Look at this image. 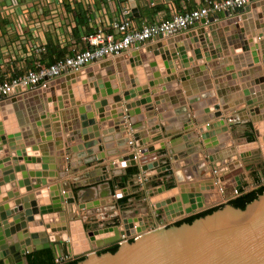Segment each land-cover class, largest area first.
<instances>
[{"label": "crops", "instance_id": "crops-1", "mask_svg": "<svg viewBox=\"0 0 264 264\" xmlns=\"http://www.w3.org/2000/svg\"><path fill=\"white\" fill-rule=\"evenodd\" d=\"M102 1L106 4L105 6L107 7V9L109 7V24L111 23L112 18L119 14V9L123 6L122 2H127V0H120V4H119L118 3L119 0H102ZM166 1L167 0H144L142 3L143 4L142 13L138 12V17L135 18L136 24L140 27L144 23H153V22L167 20L171 16V14L177 9L178 6L183 7L185 4L188 5L189 10L204 5V0H192V1L175 0L174 2H170V3H166ZM262 3L263 4H261V6L257 8L258 11H255L254 9H253L254 11L252 10L254 12L252 15L253 17L251 16L250 13L251 11L245 12L244 14H240L239 16H226L224 15V13H215L211 16H216L218 20L215 21V23L213 22L211 26L200 24L197 28L189 29L183 32L184 34L181 33L179 35L180 38L186 36L187 41L180 39L181 41L177 40L179 42L176 41L175 43L174 42L170 43L169 39H173L175 37H171V38L165 37L163 39L157 37L153 40L146 42L144 46L141 47L140 49L134 47L131 50L127 51L125 54L121 55L120 57L106 61V66L100 70V73L104 72L102 70H106L110 72V74L112 75L114 74L117 76L113 80L109 81L111 88L114 90V94L109 95L106 98L101 97L97 99V101L92 100L91 102H84L85 97L87 98L88 96H91V94L92 95L94 94L93 88L87 87V90L85 89L84 91L81 90L79 92V94L83 97H81V103L78 105L74 103L71 98L65 99V96L66 95L68 96V94H64V93L65 90H67L66 88L69 82L65 81L64 79L57 80L56 81L57 83L54 86L51 85L47 90L36 93V95L30 97L31 99L28 98L30 100L29 103H31L32 105L34 104V102L39 103V101H42L43 99V102H45V106L47 107L48 102L45 101L44 98L48 100L49 94H51V99L56 105H58V103L61 102L60 99H62L67 104V106L64 109H58L56 107L50 109V115L47 117V119L51 120V123H53L52 124L53 126L51 125L50 128V130L53 133L52 135L53 137L51 141L40 142L39 137L42 136H38V133L35 131V127H33V123H29L28 128L30 132L27 131L28 133L25 132V134L26 133L29 134L28 139L30 141L27 142L26 138L22 136V141L19 143L20 146L21 143H23L24 147L23 148L21 147L19 149L16 148L13 150L12 148H9L10 144L13 142L14 144H17L18 142H16V140L14 139L13 141H11L8 137L15 135L17 132L22 133V130L18 125H16L15 123L16 120L15 122H13L15 125L10 126V127L13 126V128H11L10 130H9V125H7V123L3 120V123L5 124V132H3L2 136L6 137L7 143L2 147L6 146L9 152L8 155H6V158H12L13 160L16 156V155L14 156V154L19 150L24 151V149H26L27 151V149H29L28 144L30 142L33 143L31 144V146L35 145L38 148L46 144L47 149L50 148L49 144L50 143L52 144L53 148L52 149L50 148L51 150L49 149V151L53 152L54 154L53 158L54 160L56 159L55 163L57 165V172L62 173V178H57L56 182L53 184L60 185L61 189L66 190L67 192H72L73 196L76 199V203L74 205L71 204L68 205L65 203V210H67V213L70 214L69 211L72 212V215L71 214L69 215L72 217L67 216L68 221L79 219L76 218V216L79 215L81 211H84V209L80 208V205H82L85 202L97 203V205L92 207L91 209L92 211H98L101 209H109V210L116 209V204H117V206L119 207L118 209L119 213H121V211L124 209L122 213L124 214L123 215L124 219H126L127 221H130L132 219L136 221H140V219H145V217L147 218L149 214L146 213L145 209L143 210L137 209L136 208L137 205L134 200V199H140V192L144 191V187L142 185L141 186L138 185L137 176L135 174H133L132 176H127L129 170L133 168L132 165L128 164L129 162L132 161L131 160L129 162L127 161L128 163L126 166L118 165V163H120L119 160L121 158H124L128 155L130 156L131 151L129 147V140L134 139L137 145L141 144V142L146 139L151 140L150 143L143 145V147L146 149L152 148L151 154L149 153L148 156H145L144 158L141 159L143 161L144 167L148 168L150 166V168H148L149 169L148 172L146 173V175H148L149 181L155 179V177L162 174L167 181L175 183V186L169 188L168 190L175 187L179 188V185H177L179 182L177 180L178 177H181L180 180L181 182H186L188 185L194 184L196 177H200V173L194 172L192 168L193 167L195 168V166L198 165L196 162H193L195 158V156L193 155L194 150L202 147V145L198 144L199 135H201L200 132L201 126H203V124L207 122L210 123L215 122L211 120L212 119L211 117L214 114H217L219 111L222 113L223 118H224L223 114L228 113L230 120L229 122H233V124L245 123L248 120H246V117L244 118L245 116L244 114H246L244 112L247 111L242 109H247L251 107L250 110L252 111L255 107L257 106L259 107V103L264 101V66H263L264 37L263 39L261 38L259 41V45L261 49L259 47L257 48L258 52L255 51L256 52L255 54L257 55L258 58H260V63L262 64L260 63L257 64L253 62L252 66H250L248 65V63L249 62L251 63V61L254 60L253 56L252 57L249 56V58L246 56L243 58L238 57L237 59L235 58L236 60L234 58L233 59L231 58L233 55L230 52L231 50L229 46L230 44L227 45L229 41L226 34L227 31H225V28L231 29L233 27L236 29L237 27L238 28L237 31L239 32V34L241 35L244 34L239 30V28L245 30L247 34L248 32L246 27H249L251 25L250 21L255 19L257 20V24L250 26L249 28H250V32L253 35H258L261 32V30L259 29L258 21L260 23L261 14H263L264 16V9L262 8L264 7V1ZM226 21H228V25L225 26L223 25V23ZM236 21L239 23H236ZM242 23H246L247 26L246 27L244 26L245 27L244 28L242 26L243 25ZM261 24L264 23H260V25ZM252 28L255 29V33ZM190 33L194 34V37L196 38L197 41L199 40V43L202 42L201 39L199 38L208 40L207 36L209 38V41L211 42H213L214 39H216V41L218 40L217 42H219V40L223 41L222 43L224 44L223 46L224 51L217 53V55L220 54L219 58L213 60L216 61L215 63H217V65H213L209 67V62L205 63V65H208L205 71L209 73L210 79L213 80V82L215 83V84L213 83L212 87L210 83L207 84L205 83L206 75L203 76V74H205V71L199 69L200 66L196 63V61H193L190 55L187 58L188 60L187 67H184V64L182 65L180 61H175L173 63L171 62L172 71L174 72L172 74H168L165 65L163 63V60L161 59V55L165 54V52L166 53L169 52L171 55L174 54L177 55L179 49H185L186 51L187 43L189 42V45L193 44L191 38L194 39V37L192 35H190V37H187ZM203 35H205L204 38L202 37ZM246 36L248 37V35ZM225 40H227V42H225ZM251 44H250L251 48L248 51L250 53H252L253 51L252 49H254L253 46L254 43L253 45ZM156 51L160 52V55H155ZM241 52L242 49L240 50V54ZM203 53L206 54L207 57V55L211 53V51L203 52ZM133 54H137L138 56L137 58L141 59L142 62L144 63L137 67L138 73L134 76H131L132 75L131 72L133 70V63H132L134 59ZM234 56H237V54H235ZM223 57L224 58L230 57V59H228V63H226V66L222 65L221 62L219 61ZM217 61H219L220 64ZM150 62L153 65H156L157 72L159 73L158 78H155L153 76V73L152 74L146 73L144 66H146V64ZM228 67L234 68V71L227 75L226 73H224L225 72L224 70H226ZM256 68H259V71L257 73L256 72L253 73V71L256 70ZM97 69L99 70L100 66H98ZM187 70H190L192 72L189 74H185ZM220 71H222V73H220ZM240 71L245 74L247 73L244 79L237 75V73H239ZM211 72L212 73L216 72L217 74H219L218 76L221 75L220 77L222 78H224L227 75L228 80L225 79V82L224 81L218 82L219 77L217 76V81H216V78L213 76ZM95 73L93 75H95ZM251 73L254 74V77L251 75ZM184 74L186 75L185 80H184ZM121 75L125 80L123 81L121 80L120 78ZM171 75L174 76L175 78L177 77L176 80H173L175 81L174 84L171 81L170 82L167 81V79ZM232 75L234 77H232ZM97 76L98 75H96V77ZM87 77L88 75L84 78L87 79ZM181 77L183 78L182 79L183 81H181ZM204 77H205V81L203 83L202 78ZM136 79L137 80L146 79L147 83L143 86L137 84V86L134 87L133 83L134 80ZM156 80H158L159 84L150 86V82L151 81L156 82ZM191 80H193V85L190 84L191 85V87L189 88L190 91H186L185 89L186 84L188 82H191ZM255 81L258 82V84H254ZM79 83L77 84L78 86L80 85ZM123 85H126L125 89L123 88ZM202 85H204L203 89H202ZM205 86L211 87V89L207 88L206 90H204ZM192 87L195 88L198 87V89L193 90ZM140 88L146 89L147 93H149L148 96L151 102L142 104L141 106L137 107V109L135 110H138L139 113L136 114L134 117H129L128 112L125 110L124 107L123 116L119 117L120 114L119 111L123 109V107L120 106L122 104L125 105L127 103L124 100L125 98L124 94L127 93L129 95L128 96L129 102L140 101L141 97L137 95V90ZM200 89L201 91H199ZM187 92L190 93L193 92V93L187 96ZM218 93H222L223 94L222 97H220ZM248 93H255V94L260 93L259 103H256L257 105L252 103V106H254V108H252V106H250L247 101V103L245 104H238L233 106L229 105L231 106L230 108H232L233 111L223 109V106L227 105V103L230 104L236 101L241 103V101H243L241 98L242 97L246 98ZM17 94H16L17 96L22 98L23 102H26L28 100L25 98V94H26L25 92H20ZM194 94L200 97L197 98ZM206 95L207 98L204 99ZM116 96H120L122 101L120 103L109 104L105 111L107 114H109V119H107L105 122H101L98 113V108L95 107V104L105 99L110 100ZM188 100L195 101V103H193L192 105L194 106L197 105L198 111L193 112L190 106L191 103H189ZM251 100L253 99H251L250 97V101ZM88 105L93 106L92 107L93 109L92 111L88 112L86 117H88V119H95L97 121L101 134L104 130H108V129L110 130L111 128H115V131L101 135L99 139H96L97 144L91 147L90 149H88L87 147L80 149L78 148V146L82 145V141L71 142L72 140H68L69 138L68 136L71 135L70 133L75 131L70 130L71 127L70 126L66 127L65 124H69L70 122H73V119L74 120L77 119L79 121L80 113L77 114L75 112L74 115L72 111L73 110L78 111L80 107H85ZM146 106H149L150 109L147 110ZM216 106H218L219 109H215L217 108ZM191 113L192 114L195 113L197 117L195 115H191ZM238 115H241L243 117L238 118ZM67 120L68 122H66ZM194 120L196 124L194 123ZM55 121L60 123L59 131H57V133H55V131L52 128L56 123ZM116 122H118L117 125ZM132 126L134 127V129L132 128ZM203 127H205V125ZM221 127H223V125ZM38 129L40 130L41 127L39 126ZM66 129H68V131H66ZM229 135H233V134H231L230 132ZM136 136L140 137L139 141L135 139ZM158 136H160V138L154 141V138ZM225 137L227 136H225V134H222L220 132L219 135L218 134L213 135L212 138H214V140L215 139L217 140L216 144L219 146V144L222 141L224 142ZM57 142H60V144L58 145ZM216 147L217 146L213 147V150L216 152H213L209 157V160L213 162V164H215L214 159H216L219 155L226 154V152L224 151L221 153V151L216 149ZM72 148H78L77 152H73L71 150ZM89 150L91 151L89 152ZM197 153L199 154L200 152H198L197 150L196 155ZM234 154H236V151H234ZM102 156L104 157L101 158ZM24 158L26 159V156H24ZM3 160H5V158H3L1 161ZM113 162L116 163L117 166L111 168L110 165ZM217 162L222 163L223 161L217 160ZM25 164L26 161H24V163L22 162V164L20 165L24 166ZM228 165L227 167L229 168L230 165L229 166ZM12 166L18 167V164L15 165L12 164ZM105 167L108 168L107 171H105L104 169ZM207 167L208 170L211 171V169L209 168L210 166ZM222 167L224 169L226 166L221 165V168ZM2 168L3 166L0 164V173H2ZM219 168L217 172H219ZM220 173L221 172H219L218 174L220 175L221 178ZM113 177L115 179L120 178L121 180L127 177L124 183L125 186L121 185L122 181L120 182V185L117 186L116 183L114 182L115 180H113ZM190 177L192 178L190 179ZM3 178L4 177L0 178V180H3ZM223 184L224 183L220 182L218 184L215 183L214 185H216V187H220V189L222 188V192H223L224 190ZM5 186L2 185V187H0L1 188L0 190L3 192L0 193V205L6 203L3 201V197L6 194ZM158 188H151L148 191L149 192L154 190L156 191L157 189L156 192H158L159 191ZM118 193L119 194L123 193V195L119 196ZM197 194L201 196L205 194L206 199L208 198L209 200H213V201L219 200L221 195H223L220 192V190L213 192L208 191L204 194L199 192ZM20 198L18 197L13 198L11 200H8L7 203L11 204L12 206H16L21 202ZM123 199H127L126 202L127 204L120 203V201H122ZM146 200H149L147 203H149L148 205L149 207H151L150 210L154 213L156 209H155V205L150 201L151 196L147 195ZM143 201H145V199ZM119 203L120 205H124V207H121ZM125 208L126 209L133 208L134 210L126 211ZM131 214L134 215L131 216ZM54 247H55V252H57L59 256L64 252L65 253L69 252L72 253L73 255V248L71 247L70 242L63 241L62 244L55 245ZM26 254L28 256V254L30 253H26ZM23 264H34V263L33 261L30 263L28 261H25Z\"/></svg>", "mask_w": 264, "mask_h": 264}, {"label": "water", "instance_id": "water-1", "mask_svg": "<svg viewBox=\"0 0 264 264\" xmlns=\"http://www.w3.org/2000/svg\"><path fill=\"white\" fill-rule=\"evenodd\" d=\"M140 1L141 0H128L129 5L132 8L135 17H138V12L141 13ZM174 1L175 0H167L166 3H170ZM248 7L251 8L252 6L249 5L244 7L243 9H240L239 15L242 14ZM212 23H213V19H211V23H209L208 26H211ZM200 24L206 25L204 22L196 23L195 25L191 26L189 29H194L196 28V26ZM160 38H163V36L161 35ZM247 48L248 46L246 47L243 45V50L246 53L248 51ZM159 54L160 52L158 51L155 52V55H159ZM133 57H134L132 61V63H134L133 67L140 66L143 64L142 60L137 58L138 57L137 54H133ZM248 65L252 66V62L251 63L249 62ZM203 69L206 70V67L203 66ZM187 73H189V71ZM90 77L89 79H91ZM154 77L158 78L159 73H155ZM171 79L176 80L177 77L176 78L172 77ZM171 79L168 78L167 81L170 82ZM182 79L183 78L181 77V81H183ZM64 80L72 81V85H75L73 86L74 90L69 89V95L68 96L66 95L65 99L71 98L74 103L80 104L81 103L80 99L83 96L79 94L76 88L77 87L76 74L66 76ZM56 81L57 80L53 81L51 85L54 86L57 83ZM146 82H147L146 79H142V80L136 79L134 80L133 84L134 87L137 86V84L143 86L146 84ZM155 84H159L158 80H156V82L153 81L150 82V86H153ZM110 87L111 85L109 81H104L103 79H99V81L94 84L93 87L94 94L92 96H88L87 98L85 97L84 102H91L92 100L97 101V99L101 97L106 98L109 95H113L114 91ZM84 90L85 89H82V91ZM146 93L147 91L145 88L138 89L137 95L141 97V100L137 102H131V101L129 102V97H128L129 95L125 93L124 100L127 103L125 105L120 104L121 105L120 107H123V109L119 111L120 113L119 117L123 116L124 107L125 110L128 112L129 117H134L136 114H138L139 111L135 109H137V107L141 106L142 104H146V100L144 99ZM218 94L220 97H222L223 95L222 93H218ZM34 95H36V92L30 94L29 97H32ZM49 98H50L49 102L52 103L53 101L51 99L50 94H49ZM10 101L11 100L0 102V111L2 112L3 115H7L12 112H15L17 116V120L19 122V126L20 127L25 126L21 111L19 109L20 106H22V102H18L16 100H13V102ZM60 101L61 102H59L58 105H55L54 107L58 109H64L67 106V104L62 99H60ZM121 101H122L121 97L116 96L110 100L105 99L95 104V107L98 108V113L101 122H105L107 119H109V118L105 119V117L103 116V113L106 111L108 105L114 103H120ZM5 102L10 104L5 106L4 104ZM190 103H192V101H190ZM252 103H256V99L248 101V104L250 106H252ZM92 107L93 106L91 105L80 107L79 108L80 122L78 121L79 125L82 126L83 128L82 130L83 133L86 135L84 138V143L87 144L85 146L89 149L93 147L94 144L91 142L89 144L88 139L94 141L95 139H99L102 134L104 135L112 132V130L108 129V130H104L103 131L104 133L102 132L101 134L97 122H95L94 119L92 120L86 117L88 112L92 111L93 109ZM216 107L217 108L215 109H219L218 106ZM146 108L147 110L150 109L149 106H146ZM211 118H212L211 120L215 121L214 125L211 128V131L212 129H216L217 127L221 126L224 123L222 120V113L220 111L217 114H214ZM229 123H228L229 126L233 125V123L232 124L231 122ZM117 124L118 122H116V125ZM41 125L44 127L43 129L48 131L49 128L46 125V122H43ZM92 126H96V127L92 129ZM2 127L3 125L0 124V130L2 129ZM132 128L134 129L133 126ZM254 128H256V125L254 126ZM94 130L95 132H93ZM87 131H89L91 137L87 136ZM211 131L206 133V131L200 130L201 135L198 141L199 145H202V143H206L207 146L210 147L212 145L213 146L217 145L216 144L217 140H214V138L212 137L215 133H219V132L213 130V132L211 133ZM42 133H43L42 136L44 135L45 137V133L44 132ZM255 134L256 136H259L257 130H255ZM2 135L3 134H0V161L9 153L6 146L2 147L7 143L5 136ZM15 138H18L16 142L18 141L20 142L21 136H19V133L15 134ZM15 138L13 137L14 140ZM159 138L160 136L154 138V141H156ZM13 139L11 141H13ZM48 139H50V136H48ZM135 139L139 141L140 137L136 136ZM150 142L151 140L146 139L142 141L140 145H145ZM71 150L73 152H77L78 149L72 148ZM151 150L152 148L151 149L147 148L144 154L148 156L149 153L151 154L152 152ZM90 151L91 150H89V152ZM24 152H27L28 153L27 156H30L29 150ZM103 157L104 156H102L101 158ZM130 158H133V156H126L124 158H121L119 160L120 162L119 165L126 166L127 164L124 163L127 161L129 162ZM19 160H22V158L20 159L15 158L14 163L18 164ZM35 162L38 161H35L33 159L29 160L28 161L29 167L36 168L34 167L35 165L33 164ZM114 164L115 163L113 162L110 165V167L114 168L115 167ZM130 165L133 166L135 165V163L132 161ZM8 166L10 167L9 170L6 169L7 166H4L2 168V173H0L1 174L0 178L4 177L3 180H0V187L6 184L7 185L6 188L8 191V193L5 194V196L3 197V201L6 203L0 205V234L4 233V235H0V241L3 242L2 245H0V263L1 260H5L8 263V259H6L7 258L6 256L8 253H11L13 251L19 250L20 253L22 254L25 252L31 253L35 248L36 250H41L50 247L51 244L59 245L63 243V241H65V240H59V241L53 240L51 236L52 232L50 233L51 230L49 226H47L46 229L44 225L42 224L37 225L35 221H32L31 219L29 220L27 219V217L30 218V216L32 215V212H30L28 209L30 206L34 205L35 202L34 201L28 202L26 197H23L22 201L19 203V205H22V209L25 210L24 215L21 214L25 219H23L22 221H16L15 226H10L9 222L12 223V220L10 219L9 222H7V220L12 217L15 220H17L18 218H16L17 216L14 214L17 211L16 210L11 211L9 209V204L7 202L8 200L17 197L19 193L17 191L12 192L9 190V184H10L9 182L13 181L14 178L12 176L11 177L7 176L12 173L11 170L12 165L8 163ZM43 168L45 169L46 167ZM148 168H150V166ZM15 169H19V168L16 166ZM104 169L105 171H107L108 168L105 167ZM51 170L52 172L50 173L45 172L42 175L43 179L42 182H39L40 185L47 184L46 179H50V181L52 182V181H56L57 178H62V173L56 172L57 166L53 165ZM143 170L146 171L147 167H144ZM17 175L19 180L22 179V176L20 174ZM40 185L38 187H40ZM161 187L166 192L164 196L167 195L168 198L170 197L169 200L167 201L162 200L160 203H158L157 201L151 198L150 201L155 205L156 212L165 219L170 218L171 215L180 214V212L182 211V203L185 205V208H189V207L191 208V210L186 215L199 212L206 208L204 207L203 209L194 211L196 205L193 196L194 194L192 192L191 193L183 192L180 198L179 197L175 198L171 196H173V194H178L179 190L176 187L170 190H167L165 185H161ZM49 188L51 191L60 190L64 192L61 200L59 201L60 204H56V205L54 204L51 207L41 208V210L40 211L37 210L35 214H38L37 216L39 218L41 217L43 218L45 214L55 211V213L61 214L60 218H62L64 222H67L68 215H67V210H65V203L68 205L70 204L74 205L76 203V199L73 196V193L61 189L60 185L57 184H53L52 186H49ZM203 188L205 189V187ZM1 193L3 192L1 191ZM204 195L201 196L198 194L197 202L199 203V205L204 204L203 202L206 201V196ZM32 198H34V196L30 195L29 199ZM38 200L40 201L39 198ZM158 200H160V198H158ZM95 205H97L96 202L94 203L85 202L82 205H80V208L89 209ZM69 212L72 215V212L71 211ZM140 221L142 222V224L140 225L142 226L141 228L146 229L143 219H140ZM31 223H35L36 226H33ZM69 223L71 227L72 224H76L78 226L81 237L84 240L85 244H87L88 240L86 237V231L83 225V221L80 219H74L69 221ZM135 226H139V225L132 223L125 225V229L128 231V232L126 231L128 236L131 235L129 230L133 229ZM10 231L12 233H10ZM104 231H110V230L105 229ZM115 232H116V238L119 239L120 235H122L123 232L121 233V230L119 228L116 229ZM15 233H17L18 235L17 238L19 241H24V243L21 244L22 248L20 249H13L12 245L7 246L6 242H4V238L6 241V239L9 238L10 235L13 236ZM2 236L4 238H2ZM87 246L89 245L87 244ZM9 249H11L12 251H10ZM77 264H264V192L261 195H259L256 199L249 202L244 208H237L231 204H228L214 211L211 214L195 219L191 224L189 223H183L181 225L173 224L168 227L165 226V227L155 228L153 230L144 232L139 236H136L132 241L122 242L119 245L117 251L114 253L95 252V254L92 256H88V257L84 256L82 260H80Z\"/></svg>", "mask_w": 264, "mask_h": 264}, {"label": "built area", "instance_id": "built-area-1", "mask_svg": "<svg viewBox=\"0 0 264 264\" xmlns=\"http://www.w3.org/2000/svg\"><path fill=\"white\" fill-rule=\"evenodd\" d=\"M257 1L204 0L192 10L185 4L167 20L139 27L128 0L110 24L109 7L102 0H0V102L25 90L45 91L51 80L78 75L161 35L176 37L196 23L215 22V13L239 16L240 9ZM129 147L138 165L135 175L144 186L149 169L143 170L141 159L147 149L134 139Z\"/></svg>", "mask_w": 264, "mask_h": 264}, {"label": "bare ground", "instance_id": "bare-ground-1", "mask_svg": "<svg viewBox=\"0 0 264 264\" xmlns=\"http://www.w3.org/2000/svg\"><path fill=\"white\" fill-rule=\"evenodd\" d=\"M264 0H260V1H257V2H254V3H252L250 6H252L251 8H247L242 14H244L245 12H248L249 10H251V16H252V14L254 13L253 11V8L255 7H257V8H259L260 6H261V4H263L262 2H263ZM249 6V5H248ZM263 9H264V7H262ZM253 10V11H252ZM262 10V9H261ZM255 11H258V9L256 10L255 9ZM247 15V14H246ZM259 17V16H258ZM246 19V18H245ZM242 20V19H241ZM245 21V20H244ZM254 21H256L255 19L254 20H252V21H250V23H251V25L250 26H253V25H256L257 23H255ZM225 23V24H224ZM223 23V25H228V21H226V22H224ZM237 23H239V22H237ZM240 24H241V22H240ZM243 25V27L246 25V23H242ZM206 25H208V24H206ZM222 25V24H221ZM258 25H259V29L261 30V32L258 34V35H253L251 32H250V28H246L247 29V34H246V31L245 30H243V29H240V31H242L244 34L243 35H241V34H239V32L237 31L238 30V28L236 27V29L235 28H231V29H229V28H225V31H227L226 32V34H227V37H228V43H227V45H229L230 46V52H231V54L233 55L231 58L233 59H237L238 57H241V58H243V57H248L249 58V56H253L254 57V60L253 61H251L252 63L254 62V63H257V64H259L260 63V58H258L257 57V55L255 54L256 52H258L257 51V48H259L260 47V45H259V41H260V39L262 38L263 39V37H264V24H261L260 25V23H258ZM199 26V25H198ZM198 26H196V28L198 27ZM249 26V27H250ZM228 29V30H227ZM253 29V28H252ZM254 30V33H255V29H253ZM224 31V30H223ZM232 32H233V34H232ZM235 32V33H234ZM225 33V32H224ZM184 34V33H183ZM225 34V35H226ZM190 35H192L193 37H194V34L193 33H190L187 37H190ZM246 35H248V37L246 36ZM247 38V39H246ZM180 39H183V40H186L187 41V39H186V36H184V37H179V35L177 36V37H175V38H173V39H169V41H170V43H172V42H176L177 40H180ZM207 39H208V36H207ZM181 41V40H180ZM191 41L192 42H197V40H196V38L194 37V39H192L191 38ZM214 41H215V43H213V44H215V46H213L212 45V43H211V41H209V40H206L205 42L204 41H202V44H205V43H209V45H208V49L207 50H203L202 51V54H199L200 52H199V50H195L194 51V49H193V44L192 45H189V42L187 43V50L185 51V49H179L178 50V53H177V55L176 54H174V55H171L169 52H165V54H163V55H161V59L163 60V63H164V65H165V68H166V70H167V72H168V74H172V73H174L173 71H172V66H171V62L173 63V62H175V61H180V63L183 65L184 64V67H187L188 66V60H187V58H188V56L190 55V57L193 59V61H196V63L200 66V69L201 70H204L203 69V66H205V63L206 62H209V67H211V66H213V65H217V63H215L216 61H213V60H215V59H218L219 58V55H217V53H219V52H223L224 51V49H223V46H224V44L222 43L223 41H221V40H219V42H217L216 41V39H214ZM177 42H179V41H177ZM225 42H227V40H225ZM249 42H253L254 43V45H253V43L251 44V43H249ZM262 42V41H261ZM220 43V44H219ZM250 44L251 45H253L254 46V49H252L253 51H252V53H250V52H248L249 51V49L251 48V46H250ZM243 45L244 46H248V48H247V53L243 50ZM200 46H201V44L199 43H197V48H200ZM213 48H214V50H213ZM225 49H227V48H225ZM242 49V52H241V54H240V50ZM260 49H261V47H260ZM213 52H212V51ZM209 51H211V53H209L208 55H207V57H206V54H204L203 52H209ZM216 51V52H215ZM238 51V52H237ZM256 51V52H255ZM262 51V50H261ZM195 52V53H194ZM228 52V51H227ZM244 52V53H243ZM243 53V54H242ZM235 54H237V56H234ZM260 54H261V52H260ZM160 55V54H159ZM228 55V54H227ZM203 56H204V58H203ZM258 59H257V58ZM228 59H230V57L229 58H222L221 60H219L220 62H221V64L222 65H225L226 66V63H228ZM235 59V60H236ZM219 61H217V62H219ZM220 62H219V64H220ZM144 63V62H143ZM134 64V63H133ZM236 64H237V62H236ZM260 64H262V63H260ZM211 65V66H210ZM222 65H221V67H222ZM98 66H100V69L98 70L97 68H98ZM106 66V63H99V65L98 64H95V65H93V66H91V67H87V68H85L83 71L84 72H81L80 74H78V75H76V80H77V84L79 83L80 85L78 86L77 85V91L78 92H80L82 89H86L87 90V87H90V88H93L94 87V84L95 83H97L98 81H99V79H103L104 81H110V80H113L114 78H116L117 76L116 75H112V74H110V72H108V71H104V72H102V73H100V70L101 69H103L104 67ZM134 66V65H133ZM264 66V65H263ZM137 67L138 66H135V67H133V70H132V75L131 76H134V75H136L137 73H138V70H137ZM206 67V66H205ZM248 67V66H247ZM96 68V69H95ZM144 68H145V70H146V73H149V74H152L153 73V75L155 76V73H158L157 72V69H156V65H153L151 62L150 63H147L146 64V66H144ZM207 68V67H206ZM239 68V67H238ZM103 71V70H102ZM189 71V73H191L192 71H190V70H187V72ZM205 71V70H204ZM225 72L224 73H226L227 75L228 74H230L231 72H233L234 71V68H230V67H228L226 70H224ZM252 71V70H251ZM259 71V68H256V70H254L253 71V73H257ZM96 72V73H95ZM185 73V74H189V73ZM247 72V71H246ZM95 73V75H93ZM212 73V72H211ZM220 73H222V71H220ZM253 73H251V75L254 77V74ZM88 75V77H90L91 78V80H89L88 78L85 80V78L84 77H86L87 75ZM105 74H107V75H105ZM110 74V75H109ZM184 74V80H185V77H186V75ZM203 74V73H202ZM201 74V75H202ZM213 74V76L216 78V81H217V76L219 75V74H217L216 72H214V73H212ZM247 74V73H246ZM245 73H243V72H239V73H237V75L238 76H240V77H242L243 79L245 78V75H246ZM259 74H260V72H259ZM96 75H98L97 77H96ZM200 75V76H201ZM206 75V81H205V77L204 78H202V80H203V83H204V81H205V83L207 84V83H210V85H211V87H212V85H213V80H211L210 79V76H209V73L208 72H206L205 71V74H203V76H205ZM223 75V74H222ZM225 75V74H224ZM227 75L224 77V78H222V77H220V76H218L219 77V80H218V82H222V81H224L225 82V79H227L228 80V78H227ZM230 76V75H229ZM228 76V77H229ZM174 78V76H170L169 78L171 79V78ZM232 77H234L233 75H232ZM256 77V76H255ZM120 78H121V80L123 81V80H125L124 78H123V76L121 75L120 76ZM174 79H171V82L174 84V82L175 81H173ZM188 80V79H187ZM186 80V81H187ZM244 81V80H243ZM242 81V82H243ZM258 81V80H257ZM53 82V80H51V81H49L48 82V85H47V87L49 88L50 86H51V83ZM67 82H69V84H67V90H65V93L64 94H68L69 95V89L70 90H74L73 89V86H75V85H72V81H68L67 80ZM228 82V81H227ZM147 83V82H146ZM189 83V84H188ZM187 84H186V87H185V89H186V91H190V87H191V85L190 84H192L193 85V80H191V82H188ZM205 84V85H206ZM215 84V83H214ZM254 84H258V82H256L255 81V83ZM221 85V84H220ZM243 85H244V83H243ZM242 85V86H243ZM247 85V84H246ZM203 86L204 85H202V89H203ZM218 86V85H217ZM211 87H207V86H205V89L204 90H206L207 88L209 89H211ZM260 87V86H259ZM47 88V89H48ZM62 88V87H61ZM111 88V87H110ZM123 88L125 89L126 88V85H123ZM248 88V87H247ZM46 89V90H47ZM112 89V88H111ZM192 89L193 90H197L198 89V87H192ZM245 89V88H244ZM113 90V89H112ZM249 90V89H248ZM247 90V91H248ZM252 90V89H251ZM39 91H41V88H38V89H35V90H33V91H30V90H25V91H21V92H25L26 94H25V98L26 99H28V98H30L29 96H30V94H32V93H34V92H36V93H39ZM114 91V90H113ZM199 91H201V89L199 90ZM42 92V91H41ZM249 92V91H248ZM263 92V91H262ZM114 93V92H113ZM191 93H193V92H191ZM190 92H187V96L188 95H190L191 94ZM197 94V93H196ZM16 95V94H15ZM13 96L12 98H10L9 100H11L10 102H13V100H16V101H18V102H22V106H20V111H21V114H22V117H23V121H24V124H25V126H23V127H20L19 126V122H18V120H17V116H16V113L15 112H12V113H10V114H7V115H3L2 114V112L0 111V124H2L3 125V127H2V129L0 130V134H3V132H5V124L3 123V120L7 123V125H9V130L11 129V128H13V126L12 127H10L11 125H15L13 122H15V120H16V125H18L19 127H20V129L22 130V133L24 134H22L21 132H17V133H19V136H21V140H20V142L22 141V136H24L25 138H26V141L27 142H29L30 140L28 139V135L29 134H27L28 132H30L29 131V126H28V124L29 123H33V127H36L37 129H35V131L38 133V136H42V134L43 133H41V132H44L45 133V137L44 136H42V137H39V141L40 142H46V141H51V139H52V135H53V133H52V131L50 130V128H51V125L53 124H51V122H50V120L49 119H47V117L50 115V109L51 108H53L56 104L54 103V102H52V103H50L49 102V100H50V98H48V100L46 99V98H44V100L45 101H47L48 102V106L46 107L45 106V102H43V99H42V101H39V103L37 102V103H35L34 102V104L32 105L31 103H29L30 102V100L28 99L26 102H23L22 101V98L21 97H19V96ZM51 95V94H50ZM149 93H146L145 94V100H146V103H150L151 101H150V98H149ZM195 95V94H194ZM198 95V94H197ZM225 95V94H224ZM260 93H258V94H255V93H248L247 94V97L246 98H241L243 101H241V103H239L238 101H236V102H233V103H227V105H224L223 106V109H225V110H232L233 111V109L232 108H230L231 106H229V105H238V104H245V103H247V101H249L250 100V97H251V99H256V103H258L259 101H260ZM263 95V94H262ZM91 96H92V94H91ZM196 96V95H195ZM168 97V96H167ZM194 97V96H193ZM197 98H199L200 96H196ZM197 98H195V99H197ZM24 99V98H23ZM195 99H192V100H195ZM8 100V101H9ZM81 100V99H80ZM147 100H149V101H147ZM231 100V99H230ZM189 101V100H188ZM191 101V100H190ZM190 101H189V103H190ZM192 102H194V101H192ZM220 102V101H219ZM254 102V101H253ZM195 103V102H194ZM256 103H253V104H256ZM5 104V106H7V105H9L10 103H7V102H5L4 103ZM224 104V103H223ZM79 105V104H78ZM221 106V105H220ZM237 107V106H236ZM116 110V109H115ZM214 110V109H213ZM75 112L77 113V114H79L80 113V110L78 109V111L76 110H73L72 111V113L75 115ZM255 112V113H254ZM211 113V112H210ZM252 117H254V119L256 120L255 122V124H253V126H255L256 125V128H254L255 130H257L258 131V134H259V136H257L258 137V139H259V145H260V147L262 148V150H263V152H264V144H262V142L264 143V105H261V106H259L258 108L257 107H255L253 110H252ZM106 112H104L103 113V116L105 117V119L106 118H109V114H107ZM245 116H244V118L245 117H247V114H244ZM52 117V116H51ZM77 117H78V115H77ZM239 117H243V116H238V118ZM253 119V120H254ZM93 120V119H92ZM94 121L95 122H97L95 119H94ZM213 121V120H212ZM43 122H46V125L48 126V131L47 130H45V129H43L44 127L41 125ZM56 122V121H55ZM66 122H68V120L66 121ZM80 122V121H79ZM11 123H13V124H11ZM71 124H72V126H73V129H70V130H72V131H75V132H72V133H70L71 135L70 136H68L69 138H68V140H72L71 142H75V141H78V142H80V141H82V145L81 146H78V148H80V149H83V148H85L86 146V144L87 143H84L83 144V142H84V138H85V134L83 133V128H82V126H80L79 125V123H78V120L77 119H73V122H70ZM233 122H231V124H232ZM59 122H57V123H55L54 124V127H52L53 128V130L55 131V133H57V131H59ZM230 124V123H229ZM229 124H225V125H223V127H217L216 129H212V131H211V128H212V126L214 125V122L213 123H210V122H207V123H204L203 124V126L205 125V127H203V126H201V128H200V130H202V131H206V133L207 132H210L211 131V133L213 132V130H216V131H218L219 133H215L214 135H216V134H220V132L222 133V134H225V136H228L229 135V131H230V128H229ZM66 125V124H65ZM97 125H98V123H97ZM41 127V129L39 130L38 129V127ZM53 126V125H52ZM96 126H92V129L93 128H95ZM114 129V130H113ZM39 132H38V131ZM46 132H45V131ZM110 130H112V132L113 131H115V128H111ZM117 130V129H116ZM28 131V132H27ZM66 131H68V129H66ZM99 131V130H98ZM25 132H27L26 134H25ZM93 132H95V130L93 131ZM101 132V131H100ZM104 133V132H103ZM227 134V135H226ZM103 135V134H102ZM48 136H50V139H48ZM87 136L88 137H91V135H90V133H89V131H87ZM13 137L15 138V135H12L11 137H8V138H11L10 140H12L13 139ZM6 138V137H5ZM35 138V137H34ZM227 137H225V139H226ZM18 138H15V140H17ZM220 139V138H219ZM218 139V140H219ZM225 139H224V141H225ZM216 140V139H215ZM221 140V139H220ZM223 140V139H222ZM227 140V139H226ZM60 141V140H59ZM88 142H89V144H90V142L91 143H93L94 145L93 146H95L96 144H97V140L95 139L94 141L93 140H90V139H88ZM220 142V141H219ZM223 142V141H222ZM11 144H14V142L13 143H11ZM10 144V146H9V148H12V149H16V148H23L24 146H23V143H21V146H20V143H19V141H18V144H14V145H11ZM31 144H33L32 142H30L29 144H28V146H29V149H27V151L29 150V153H30V156H27V152H24V151H26V149H24V151H18V152H16L15 154H14V156H15V158H22V160H19V162H18V168L19 169H15V167L14 166H11V170H12V173L11 174H9V175H7V176H9V177H13L14 179H13V181H10L9 183V190L10 191H12V192H15V191H17L19 194H18V198H20V201H22V198L23 197H26L27 198V200H28V202L30 201V202H32V201H34L35 203H34V205H32V206H30L29 207V211L30 212H32V215L30 216V218L29 217H27V219L29 220V219H31L32 221H35V223L37 224V225H39V224H42V225H44V227L47 229V226H49V228H50V233H51V236H52V238H53V240H55V241H59V240H65V241H68V242H70V244H71V247L73 248V256L74 257H76V258H79V257H84V256H92V255H94L95 254V252H96V250H94L93 249V245H92V243H91V240H90V238L87 236V233H86V237H87V240H88V245L89 246H87V244H85V242H84V240L82 239V237H81V234H80V232H79V228H78V226L76 225V224H72V227H71V225H70V223H69V221L67 220V222H64V220L62 219V218H60L61 217V214H59V213H55V211H52V212H49V213H47V214H45L44 215V217L42 218H39L37 215L38 214H35V212L38 210V211H40L41 210V208H46V207H51L52 205H56V204H60L59 203V201L61 200V198H62V196H63V191H60V190H58V191H51L50 190V188H49V186H52L53 185V183H55L56 181H50L49 179H46V181H47V184H39V182H42V179H43V177H42V175L45 173V172H52V170H51V168L53 167V165H55V166H57L56 165V163H55V160H54V154H53V152L52 151H49V149L51 148H53V146H52V144L50 143L49 144V149H47V146H46V144L45 145H42L40 148H38L37 146H31ZM57 144L59 145L60 144V142H57ZM234 144V143H233ZM232 144V145H233ZM64 145V144H63ZM230 146V147H228L227 149H225V151L224 152H226V153H234V145L233 146ZM13 146V147H12ZM198 146V145H197ZM88 147H89V145H88ZM77 148V149H78ZM224 148V147H223ZM41 150V152H40V150ZM50 149V150H51ZM89 149V148H88ZM222 149V148H221ZM234 149V150H233ZM48 151H49V153H48ZM204 151V150H203ZM199 152V151H198ZM216 152V151H215ZM19 153V154H18ZM41 153H43V154H41ZM24 154V156H26V159L24 158V156H21V155H23ZM26 154V155H25ZM237 154V153H236ZM55 155H56V153H55ZM216 155V154H215ZM218 155V154H217ZM227 155V154H226ZM225 155V156H226ZM244 155V154H243ZM213 156H214V154H213ZM220 157H223V156H220ZM5 158V160H3V161H0V163H1V165L4 167V166H7L6 167V169H10V167L8 166V163L9 164H14L15 165V163H14V159L12 160V158H6V156L4 157ZM189 158V157H188ZM28 159V160H27ZM35 160V161H38V162H35V163H33L35 166L34 167H36V168H30L29 167V165H28V161L29 160ZM2 160V159H1ZM241 160V159H240ZM24 161H26V164L24 165V166H21L20 164H22V162L24 163ZM227 162V161H226ZM237 163V162H236ZM126 164H127V162H126ZM129 164H130V162H129ZM219 164V163H218ZM39 165V166H38ZM225 165V164H224ZM38 166V167H37ZM114 166H117L116 165V163L114 164ZM229 166V165H228ZM239 166V165H238ZM237 166V167H238ZM240 166H241V164H240ZM43 167H46L45 169L43 168ZM227 167V166H226ZM233 166H230V168H232ZM207 168V167H206ZM228 168V167H227ZM234 168H236V167H233V169ZM32 169V170H31ZM229 169V168H228ZM230 170V169H229ZM57 172V171H56ZM17 174H20L22 177H23V179H20L19 180V178H18V175ZM33 174V175H32ZM208 174V173H207ZM35 175V176H34ZM4 179V178H3ZM221 179V178H220ZM35 183V184H34ZM6 184H4V186H5ZM37 185V186H36ZM40 185V187H38ZM224 187V186H223ZM16 188V189H15ZM1 189V188H0ZM5 189H6V194L8 193V191H7V188H6V186H5ZM159 189V191L161 192L163 189H162V187L160 186V188H158ZM225 189V188H224ZM26 191V192H25ZM164 191V190H163ZM21 192H23V193H21ZM165 192V191H164ZM221 192V191H220ZM0 193H1V190H0ZM61 193H62V195H61ZM186 193H188V192H186ZM166 194V192L165 193H163L161 196H158V198H160L161 200H158V198H156V197H154L155 199L154 200H156L158 203H160L161 201H162V199H165V201L166 200H168V198H167V195H166V197L164 196ZM181 194H183V192H178V194H173V196H175L176 195V197H181ZM214 194V193H213ZM30 195L31 196H34V198H32V199H29V197H30ZM178 195V196H177ZM197 196H198V194L196 195L195 194V196H194V200H195V205H196V208H195V210L194 211H198V210H200V209H203L204 207H206L207 206V203L208 202H210L209 201V199L207 200L206 199V201H204L203 203L204 204H202V205H199V203L197 202ZM204 196H206V195H204ZM17 197H15V198H17ZM38 198L40 199V201L38 200ZM46 199H48V200H46ZM177 201V200H176ZM56 202V203H55ZM207 202V203H206ZM12 203V202H11ZM9 204V203H8ZM171 204H173V203H171ZM209 204V203H208ZM203 206V207H202ZM9 209L11 210V211H14V210H16L17 212H15L14 214L17 216L16 218H18L17 220H15L13 217L12 218H9L8 220H7V222H9L10 221V219L12 220V223L11 222H9V224H10V226H15L16 225V221H22L23 219H25L21 214H23L24 215V212H25V210H23L22 209V205H19V204H17L16 206H12L11 204H9ZM21 209V210H20ZM191 210V208L189 207V208H185V205L182 203V211L180 212V214H178V215H171V217L170 218H168L167 220H172V219H178V218H180V217H184V216H186V214L189 212ZM141 222V221H140ZM35 223H31L33 226H36V224ZM142 223V222H141ZM142 227V226H141ZM163 227H165V226H163ZM159 228V227H158ZM3 230V229H2ZM141 230H143L144 232H147V231H149V230H147V229H142L141 228ZM153 230V229H152ZM110 232H111V230H110ZM144 232H141L140 234H142V233H144ZM3 233V232H2ZM10 233H12L11 231H10ZM103 234H104V236L105 237H107V238H109L110 236H112V235H109V231H103V232H100L99 234L97 233L96 234V236H95V238H98V239H103ZM139 234V235H140ZM0 235H4V233L3 234H0ZM18 235H17V233H15L13 236L12 235H10L9 236V238H7L6 239V241H5V238L2 236V238H4V242H6V244H7V246H11L12 245V248L13 249H20V248H22L21 247V244H23L24 243V241H19L18 240ZM105 237H104V239H105ZM128 237V236H127ZM132 239V238H131ZM3 240V239H2ZM124 240V239H123ZM2 241H0V245H2ZM82 244V245H81ZM75 248V249H74ZM10 251H12L11 249H9ZM75 250V251H74Z\"/></svg>", "mask_w": 264, "mask_h": 264}, {"label": "rangeland", "instance_id": "rangeland-1", "mask_svg": "<svg viewBox=\"0 0 264 264\" xmlns=\"http://www.w3.org/2000/svg\"><path fill=\"white\" fill-rule=\"evenodd\" d=\"M254 10L257 9V7L253 8ZM238 15V14H237ZM253 15V14H252ZM253 17V16H252ZM260 23H264V16L263 14L260 15ZM255 23H257V20L254 21ZM237 23V21H236ZM259 23V21H258ZM247 26V24L245 25V27ZM244 27V28H245ZM249 28V27H246ZM228 30V29H227ZM240 30V28H239ZM242 32V31H241ZM243 33V32H242ZM203 38L205 37V35L202 36ZM212 38V37H211ZM210 38V40H211ZM201 39V41H206V39ZM209 40V38H208ZM197 43L199 44V40L195 43L193 42V49L195 50H199V54H202L203 50H207L208 49V45L209 43H205L202 44V42H200L201 46L200 48H197ZM213 46H215V41L211 42ZM214 50V48H213ZM212 51V50H211ZM195 53V52H194ZM206 67H208V65H205ZM208 95V94H207ZM207 95L204 97L207 98ZM212 96V95H209ZM195 102V101H194ZM194 102L191 103V108L193 110V112L198 111L197 105H192ZM211 102V101H210ZM37 103V102H36ZM259 103V102H258ZM257 105V104H256ZM260 105H264V101L259 103ZM258 107V106H257ZM252 108H254V106H252ZM250 108L247 109H242V110H246L247 112H244L247 114L246 120H248L245 123H239L236 124L234 123L233 125L229 126L231 134L233 135H229L227 136V140H225L224 142H221L218 145H216V149L220 150L221 153L223 151H225V149H227L228 147H230L233 143L234 145V151H236L237 154L234 153H226L225 155L222 154L220 157L218 156L216 159H214V163L211 162L209 160V157L211 156V154L213 152H215L213 150V147L215 146H207V144L202 143V147L201 148H197L194 150V161L196 162L198 165L195 166V168L193 167L192 170L194 172H199L200 173V177H196V180L194 181V184L192 185H188L186 182H181V177H178V184L179 188H177L179 190V192H187L190 191L189 193H193L195 196V194L197 195V193L201 192V193H206V192H213V191H217L220 190L222 191V188L220 189V187H216V185H214L215 183H224V190L223 192H221L223 195H221L220 199L217 201H213V200H209V204L207 203V206L204 210H201L199 212L196 213H192V214H188L184 217L178 218L176 220H167L163 217H161L160 214H158L156 211L153 213L149 207V203H147L149 200H146L147 195H151V198L156 197L157 196H161L163 193H165L163 190L161 191H150L148 192L149 189L151 188H158L161 185H165L166 189L168 190L171 187L175 186V183L173 182H169L165 179V177L160 174L157 177H155V179L151 180V181H145L144 184V191L140 192V199H134L135 203H136V208L143 210H146V213L149 214L148 217L145 219H143V222L145 223L146 229L147 230H152L158 227H163V226H170L173 224H178L179 222H183L185 219L196 216L200 213L206 212L208 210H212V209H220L228 204H231V202L233 200L238 199L239 197L245 195V194H249L255 190H258L259 188L264 186V154H263V150L259 145V139L255 134V129L253 124H255L256 120H253L254 118L252 117V111L250 110ZM235 112V111H234ZM232 112V113H234ZM243 113V114H244ZM255 113V112H254ZM191 115H195L197 117V115L194 113ZM224 118L222 117L223 120V124L229 123V114H223ZM235 115V114H233ZM242 115V114H241ZM240 116V115H238ZM221 120V119H219ZM251 121V122H249ZM51 122V120H50ZM222 122V121H221ZM57 123V122H56ZM195 123V120H194ZM52 124V123H51ZM196 124V123H195ZM238 125V126H237ZM66 127L70 126V129H73L72 124H66ZM200 137V135H199ZM262 144H264L262 142ZM232 145V146H233ZM224 147V148H223ZM222 148V149H221ZM70 150V149H69ZM197 150L200 152L199 154L196 152ZM204 150V151H203ZM196 151V152H195ZM244 154V155H243ZM241 159V160H240ZM193 160V159H192ZM217 160H222L223 162L218 164ZM227 161V162H226ZM237 162V163H236ZM208 165H207V164ZM227 166L228 164L230 166L236 167L233 169L229 167L228 168H221V165ZM241 164V166H240ZM141 165L143 166V161L141 160ZM239 165V166H238ZM211 169L208 170V167ZM238 166V167H237ZM138 165H133V168H135V173L138 170L137 169ZM207 167V168H206ZM220 167V168H219ZM219 168V172H221V179H220V175L218 174ZM192 171V172H193ZM208 173V174H207ZM223 177V178H222ZM192 177H190L191 179ZM113 180H115L114 182L116 183V185H120V182L122 181L120 178L115 179L113 177ZM199 181V182H198ZM215 181V182H214ZM119 183V184H117ZM127 183V182H126ZM169 183V184H167ZM177 183V182H176ZM124 185V184H121ZM138 185L141 186V183L138 182ZM125 186V185H124ZM205 187V189L203 188ZM219 188V189H217ZM235 188H238V192L239 193H235ZM196 191V192H194ZM198 191V192H197ZM149 193V194H148ZM160 193V195H159ZM119 196H122L123 193H118ZM145 199V201H143ZM148 199V198H147ZM127 202V201H126ZM121 203V201H120ZM119 203V205H120ZM127 204V203H126ZM121 207H124V205H120ZM113 208V207H112ZM88 208H84V211H81L79 213V215L76 216V218H79L80 220L83 221L84 227H85V231L87 233V236L90 238L91 243L93 245V249L96 250L97 253H105L107 252L110 248L114 247V246H119L122 242L125 241H132L136 236H139V234L141 232H144L143 230H141V222L140 221H136V220H130L127 221L126 219H124L123 217V210L121 211V213H119L118 209L119 207L116 204V209H101L98 211H92V207L89 208V210H87ZM156 209V208H155ZM125 210H130L133 211L134 209H126ZM151 211V212H149ZM68 216L70 215L69 213H67ZM74 215V214H73ZM134 214H131V216H133ZM72 217V216H69ZM75 217V216H74ZM73 217V218H74ZM68 219V217H67ZM127 222V223H126ZM138 224L139 226H135L133 229H130L129 232L131 233L130 236L127 235V230L125 229V225L126 224ZM120 229L122 235H120V238L117 239L116 238V229ZM105 229H109L111 230V235L109 238L105 237V239H98L95 238L96 234L104 231ZM123 230V231H122ZM127 231V232H126ZM128 236V237H127ZM104 238V237H103ZM132 238V239H131ZM124 239V240H123ZM62 244V243H61ZM68 244V243H67ZM60 245V244H59ZM55 245H50V247L48 248H44L41 250H36V248L30 253L26 254L25 253H20L19 250L17 251H13L11 253L7 254V258L8 259V263L5 260H1L0 264H23L25 261H28L29 263L33 261L34 264H69L70 262H73L75 260H79L82 259L83 257H79L76 258L72 255V253H63V254H59L57 252H55ZM67 247V245H66Z\"/></svg>", "mask_w": 264, "mask_h": 264}, {"label": "trees", "instance_id": "trees-1", "mask_svg": "<svg viewBox=\"0 0 264 264\" xmlns=\"http://www.w3.org/2000/svg\"><path fill=\"white\" fill-rule=\"evenodd\" d=\"M134 173H135V168H132V169L129 170L127 176H132ZM126 178H127V177H126ZM126 178H124V179L122 180V184L125 183ZM263 192H264V186L261 187V188H259L258 190H255V191L249 193V194H245V195L239 197V198L236 199V200H233V201L231 202V205H233V206H235V207H237V208H244L249 202H251L252 200L256 199V198H257L259 195H261ZM126 201H127V199H123V200L121 201V203H122V204H125ZM216 210H218V209L208 210V211L203 212V213H200V214H198V215H196V216H193V217L187 218V219H185L183 222H179V223L176 224V225H181V224H183V223H189V224H191L195 219H198V218L204 217V216H206V215H208V214L213 213V212L216 211ZM118 247H119V246H114V247L110 248L107 252H113V253H114V252L117 251ZM80 260H82V259L75 260V261H73V262H70L69 264H77Z\"/></svg>", "mask_w": 264, "mask_h": 264}, {"label": "flooded vegetation", "instance_id": "flooded-vegetation-1", "mask_svg": "<svg viewBox=\"0 0 264 264\" xmlns=\"http://www.w3.org/2000/svg\"><path fill=\"white\" fill-rule=\"evenodd\" d=\"M129 156V155H128ZM131 156V155H130ZM132 159L133 158H130V160L132 161ZM131 163V162H130ZM120 163H118V165H119ZM124 164H126V162L124 163ZM179 192V191H178ZM166 197V196H165ZM168 197V196H167ZM171 197H175L176 198V195L175 196H171ZM156 198H158V197H156ZM152 199H155V198H152ZM180 200V199H179ZM156 201V200H155ZM167 218V217H166ZM181 218V217H180ZM177 219V218H176ZM172 220H175V219H172ZM109 235H111V232L109 231ZM113 236V235H112ZM103 237H105L104 236V234H103ZM104 239V238H103ZM82 245V244H81Z\"/></svg>", "mask_w": 264, "mask_h": 264}]
</instances>
